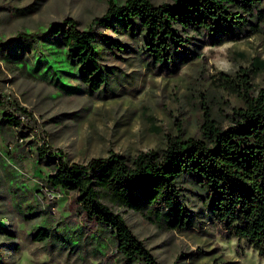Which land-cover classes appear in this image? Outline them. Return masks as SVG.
<instances>
[{"label": "trees", "instance_id": "obj_1", "mask_svg": "<svg viewBox=\"0 0 264 264\" xmlns=\"http://www.w3.org/2000/svg\"><path fill=\"white\" fill-rule=\"evenodd\" d=\"M106 2L105 12L94 17L88 28H81L75 18L67 16L37 30H19L8 38L0 35L5 66L56 85L76 79L96 92L107 84L110 71L102 62L107 52L102 55L101 51L106 48L99 43L109 52L126 49L124 42L98 27H113L117 33L130 36L148 63L162 66L181 59L191 40L190 31L209 34L219 41L264 31V0ZM38 9L39 5L30 4L16 11L27 16ZM242 71L239 69L235 77H223L226 87L243 101L242 106L233 108V124L228 127L207 109L200 137L185 136L180 128L176 135L167 136L166 147L161 150L142 151L134 157L110 151L87 162L70 161L45 136L42 142L34 138L26 141L32 132L42 131L34 112L4 92L0 84V133L16 135L15 142L8 140L9 147L0 149L4 154L0 156L5 176L2 189L8 186L6 181L11 182L5 160L9 159L10 167L25 178L24 160L33 156L36 163L49 168L42 177L44 188L51 194L61 190L76 194L66 217L52 211L54 202L50 200V219L46 225L37 226L33 220L36 213H24L23 209L28 197L39 199V191L24 184L25 196L10 190L13 208L30 226L31 239L57 250L79 245L85 256L96 258L114 248V264H160L115 208L147 209L172 230L192 226L196 217L183 194L185 177L191 175L207 204V216L221 225L224 236L246 240L264 257V87L253 94V77L264 73V59L254 57L252 66ZM66 86L75 90L74 85ZM27 146L30 149H25ZM33 207L30 204V209ZM76 213L79 219H72ZM5 217L0 215V234L14 240L16 233L1 220ZM71 232L79 235V242ZM20 247L13 242L10 249L19 251Z\"/></svg>", "mask_w": 264, "mask_h": 264}, {"label": "rangeland", "instance_id": "obj_2", "mask_svg": "<svg viewBox=\"0 0 264 264\" xmlns=\"http://www.w3.org/2000/svg\"><path fill=\"white\" fill-rule=\"evenodd\" d=\"M30 4L39 5V9L27 16L17 14V9ZM106 8V0H0V35L8 38L19 30H37L67 16L75 18L81 28H88L93 18L102 15ZM98 29L124 42L126 49L109 52L104 43H99L106 48L101 51L102 55L107 52L102 62L110 71L107 84L96 92L89 91L76 79L56 85L26 77L7 68L0 56L2 90L31 109L42 130L39 134L32 132L26 141L34 138L42 142L45 136L72 162H87L92 157L107 156L110 151L134 157L142 151L161 150L166 147L167 136L176 135L180 128L185 136L200 137L207 109L223 127H228L233 124V108L242 106L243 101L226 87L223 77H235L239 69L243 72L244 68H250L254 57L264 59V31L222 41L190 31L191 40L182 50L181 59L162 66L148 63L130 36L117 33L113 27ZM253 82V94L257 95L264 87V73L253 77ZM66 85H74L75 90ZM8 140L15 142L16 135L0 133V149L9 147ZM0 156L4 154L1 152ZM5 161L11 182L6 181L8 186L2 189L5 176L0 165V209L4 211L0 215L6 216L1 220L17 238L12 240L0 234V264H114L117 260L112 252L114 248L106 256L96 258L85 256L79 245L57 250L33 241L30 226L13 208L10 190L20 191V196H25L24 185L39 191V199L28 197L23 209L24 213L30 210L36 213L33 220L37 226L48 223L50 200L54 202L52 211L66 217L76 194L63 190L51 194L44 188L42 177L49 168L36 163L33 156L24 160L25 178L19 170L10 167L9 159ZM194 180L186 175L183 194L196 223L184 229L168 228L166 222L147 209L143 212L124 207L115 209L160 264H264V257L246 240L225 237L221 225L207 216V204ZM30 204L35 207L30 209ZM76 214L72 219H79ZM71 233L79 242V235ZM13 242L20 244L19 251L10 249Z\"/></svg>", "mask_w": 264, "mask_h": 264}]
</instances>
